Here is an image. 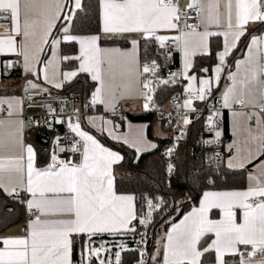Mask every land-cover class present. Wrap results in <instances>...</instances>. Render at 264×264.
Wrapping results in <instances>:
<instances>
[{
    "label": "snow or ice",
    "instance_id": "1",
    "mask_svg": "<svg viewBox=\"0 0 264 264\" xmlns=\"http://www.w3.org/2000/svg\"><path fill=\"white\" fill-rule=\"evenodd\" d=\"M72 3L73 0H0V13L9 14L11 24L10 30H4L7 35L0 33V53H15L16 37H22L21 54L24 56L26 71H31L30 58L38 62L44 45L50 43L49 37L57 22L68 21L69 24L61 25L63 40L78 42L79 55L65 56L63 59L78 60L80 72L92 73V79L101 84L93 94L94 102L103 103L106 78L114 82L117 77L131 79L139 73L134 52L138 41H132V51L123 52L101 48L99 34L72 35L70 23L74 18V10L81 9L82 0H74V8H69L68 5ZM99 3L101 33H140L146 40L158 41L162 48L167 40H172L184 54L186 70L191 67L190 56L206 51L207 38L213 34L207 30L200 32L198 28L201 25L205 29L211 25L223 28L224 50L218 53L219 64L215 69L217 81L223 71L226 56L247 31V25L264 22L262 0H191L187 8L196 10L199 24H187L185 21L187 31L168 37L157 33L162 30H179L181 18L186 13L179 7L178 0H99ZM60 43V39H51L53 48ZM50 64L52 61L43 69L45 80L49 78ZM142 72H155V61L152 66L145 64ZM63 75L68 79L76 76L77 72H66ZM185 76L187 78L186 72ZM191 79L195 80V77ZM229 79L232 83L223 94L224 107L232 104L245 107L252 105L264 113V37L252 38L246 58L237 61L236 72L230 74ZM199 83L195 95L197 99L204 100L206 94H210L211 81L204 79ZM29 84L32 88L36 87L31 82ZM55 86L61 85L57 83ZM142 88L148 90L143 93L146 100L144 107L147 108L148 101L152 99L148 94L152 90L151 81L144 82ZM107 93L109 96L115 95L111 84ZM191 104V99L186 100L184 107H190ZM214 115L208 118L210 124ZM257 118L258 122L264 123V117L259 113ZM184 123L190 121L185 118ZM3 126L4 121L0 120V127ZM69 126L84 141L83 161L80 164L60 160L53 155L48 167L39 169L35 166L36 154L30 145L25 146L22 139L14 137L11 132L7 139L0 135V188L12 194L16 192L17 186L22 187L31 196L27 206L35 215L24 236L0 237V264H72L74 237H86L83 240L82 255L84 264H90L93 256L99 259L100 253L107 251L103 245L92 246L95 236L133 230L129 226L137 219L135 197L118 194L113 185L112 166L122 157L104 148L91 135L82 131L79 123ZM249 135L254 141L260 142L259 151L264 154V137L252 135L251 130ZM216 136L219 137L220 133L216 132ZM72 150L77 151L75 147ZM171 151L169 149L168 154ZM248 162H251V158ZM240 166L243 167V164ZM171 167L169 165V170ZM6 181L12 185L10 188L6 186ZM147 204L149 209L159 208V205H153L151 199L147 200ZM213 209L220 211L219 219L210 218L209 213ZM236 209H243L239 223ZM42 216L68 218L42 220ZM148 217H151V211ZM140 223L144 224L146 220L141 219ZM208 234H213L215 239L201 249L200 241ZM241 245L246 247L245 251H241ZM247 246L251 247L250 251ZM213 250L216 264H226V256L239 257V264H264V259L253 260L257 254L264 257V183L258 182L256 186H249L244 191L204 192L199 207H194L167 233L163 264H201L204 254ZM115 258L116 264H119V252ZM99 264L106 262L99 259Z\"/></svg>",
    "mask_w": 264,
    "mask_h": 264
},
{
    "label": "crops",
    "instance_id": "2",
    "mask_svg": "<svg viewBox=\"0 0 264 264\" xmlns=\"http://www.w3.org/2000/svg\"><path fill=\"white\" fill-rule=\"evenodd\" d=\"M190 2L191 0H178L179 7L182 10L187 8V5ZM262 2H264V0H262ZM68 7L74 8V0L72 4L68 5ZM79 10H74V14ZM223 10H224L223 4H221V11L223 12ZM99 11L101 14L100 3H99ZM22 12H23V9H22ZM257 22L249 23L247 25V31L250 27L254 26ZM63 24L67 25L69 24V22L63 21ZM100 28H101V19H100ZM205 30L213 33L207 38L206 51L197 52L195 55L190 56L189 59L191 61V67L188 68L187 70L185 69L184 54L179 49L180 61H179V68L177 69V71L174 72L175 84L183 88H186L188 90L191 89L192 91L196 92V90L200 87L199 82L201 80L207 79L211 81V91L216 90L215 100L220 110L223 112V114H225L226 125H227L228 134H229V140L226 141L223 145V151L226 154L224 158L225 166L230 170H242V169L247 170L246 175H245L244 186L242 188L228 189V190L212 189V190H206V191H213V192H216V191H244V190H247L249 186H256L258 182L264 183V154H261V152L259 151L260 142L254 141L252 137L249 135V130H251L252 135L264 137V132L262 130L263 123L258 122V118H256L255 121H252V122L249 119L248 110L252 108H258V107H254L252 105H249L247 107L245 106L237 107V104H232L230 107H224L223 106V94L226 91V89L230 86V84L232 83L231 80L229 79V76L230 74L236 72L237 61L243 60L246 58L247 49L251 43L252 38L253 37H264V31H261L257 34H252L249 37V40L245 48L243 49L241 56L235 58L232 64H229L228 58L231 56V53L236 47L230 51L229 55L226 56L225 58V64L222 66L223 71L220 73V79L219 81H217L215 69L217 65L219 64L218 53L224 50V36L222 35L224 29L221 27H217L215 25L208 26L207 29H205L203 25H201L198 28V31L200 32H203ZM181 31H187V30L182 29V28H179V30H162L158 32L157 34L172 37V36L180 35ZM246 32L244 33V35L246 34ZM217 33H220V34H217ZM7 34L8 33H5L4 35H7ZM12 34L14 35V33ZM98 34L101 36L100 47L103 49H119L123 52H128V51L133 50L132 41L133 40L138 41L134 52H135V58L137 61V66L139 68V73L134 75L131 79L117 77V79L114 82H109L106 78L105 92L102 93L103 99L105 101L103 103L99 101L94 102L93 94L95 93L98 87H101V84L99 81L92 79V73L80 72L79 71L80 62L78 60H75V59L64 60L63 59V57L65 56H69V57L78 56L80 46L78 42L64 41L63 40L64 33L62 29L59 31L57 36L52 37L51 35L49 37L50 43L47 45H44L43 51L39 54L38 62L30 58L31 71H26L24 56L21 54L22 37L20 36L16 37L17 51L15 53H12V52L0 53V86L2 85L3 88H8L11 91L9 94L0 95V120L4 121V126L0 127V135H3L7 139L9 132H11L13 133L14 137H19L20 139H22V142L25 146L30 145L36 154L35 166L39 169H45L50 164V159L52 156L51 149H50V136L47 134V132H42V133L47 134L49 137L48 148H45L42 145H39L35 142V136L37 133H39L38 131L37 132L25 131L24 126H23L22 116L29 115L32 113H37V111L24 110L21 104L20 95L22 91L24 90H40L43 92L61 90L64 84L69 83L79 74H86L89 77V79L95 83V87H94V90H93V93H92V96L89 102L92 106V109H95V110H93L90 113H85L84 109H82L79 106V110L84 113L82 123L80 124V128L82 131L87 132L89 135H91L104 148H107L110 151L116 152L120 156L121 154L118 151L105 145L101 140H99L94 134V132L103 135L107 140L111 142L121 144V145H124L130 148L131 150L135 152L137 158L141 154L155 150L157 147L155 141L151 139L148 135L149 124L147 122H131L123 118V115L125 112L138 113L142 110V107L144 106V102H142V100H144L143 88H142V84L144 83V80H143L144 74L142 72L141 64L146 54H144V56L142 55L141 50H140V42L141 40L149 41V42H152L153 44L159 43V42L154 39L146 40L142 38L140 33L105 35L99 32ZM87 35H95V34H86V35H77V36H87ZM243 36H241L240 39ZM52 38L60 39L61 40L60 45L61 44H69V45L74 44L77 48L76 54L61 55L60 45L56 46L55 48H53V46L51 45ZM110 40L125 41L127 42V46L122 47L120 45H109V44L102 42V41L107 42ZM211 40L217 41V42L220 41V48L215 53V61L213 63H209L206 60L200 59L203 57L206 58L210 55V50H211L210 41ZM229 40H231V37H229ZM166 42L172 43L173 45L176 46L175 42L172 40H167ZM3 57L5 58L4 61L2 60ZM16 60H18L19 62L21 76L20 78L10 79L8 76L10 74V70L12 67L11 64ZM49 61H52V64L48 66V77L49 78L48 80H45L43 69L45 65L48 64ZM70 61H75L76 67L72 69L70 68L63 69L62 63L70 62ZM205 69L207 71H205ZM71 71H76L77 75L74 77L65 79L63 73L71 72ZM185 72L187 73V78L185 76ZM191 77H195V80H192ZM13 81H18L19 82L18 85L14 86ZM29 82H31L32 84H35L36 87L32 88ZM57 83H59L61 86L56 87L55 85ZM109 84H111V87L113 88L115 92L114 96H109L107 93V88L109 87ZM9 104L11 105V108H9ZM10 112H11V115H9ZM113 115L115 117H113ZM154 125L155 123L152 125V134L154 137L164 138L167 136L161 127V122H160V129L162 130L164 135L161 132H159V134H156L154 130ZM216 132L220 133V136L218 137L220 139L222 136V130L218 128ZM153 145H155V147H153ZM250 153H251V157H250ZM250 158H251V162L249 163L248 161ZM82 161H83V152L80 154L76 164H80ZM121 161L122 159L118 163L112 166V177H113L114 188H115L116 176L120 173L119 166H120ZM241 164H243V167L240 166ZM250 177H255L256 179H250ZM5 183H6V186L9 188L12 186L11 184H8L7 181ZM16 183L18 184V182ZM0 189L7 196L13 197V195L15 194V192H13L12 194H9V191H6L4 188H0ZM16 192L19 193L20 196L23 197V202L21 205L24 208L25 220H23V222L21 223L8 227L3 233L0 234V237H22L24 236L26 234V230H27V227L30 221L35 219V217L27 218V215H26L27 211L29 210L27 206V201L31 199L30 194L20 186H17ZM203 193L199 197V200L196 205L190 207L188 210L183 212L177 219H173V220L170 219L166 228L161 229V231L159 232L156 238V243H155L153 252L150 256V260L153 262V264H163L164 245L167 242V233H169V231L172 229V227L175 224L180 223V221L184 218V216L188 215V213H190L194 207H199V203H200L201 198L203 197ZM118 194L133 195L135 197L134 204H135V210H136L137 201H136L135 194H132V193H118ZM236 214H237V222L239 223L242 220L243 209H236ZM209 215H210V218L212 219H219L221 216V213L219 210L213 209L212 212L209 213ZM67 218L68 217H61V216H42L41 217L42 220L67 219ZM133 221L131 225L129 226L131 229L133 227ZM130 232L131 231H122L117 234H108V233L98 234L97 236L93 238L94 240L93 244H100V245L110 244L113 241H118V239H121L122 237L127 238L128 237L127 235ZM74 238H73V243L75 242ZM82 238L83 240L86 239V237H82ZM213 239H215L213 234L205 235L201 239L199 247L201 249L206 248ZM0 247H2V245H0ZM240 248H241V251L246 250V247L243 245H241ZM127 249H128V244L125 249H121L120 259H121L122 252ZM247 250L250 251L251 247L247 246ZM215 255L216 254L214 250L205 253L204 256L201 258V264H207V263L216 264ZM153 257L155 259H153ZM261 259H264V257L260 256L259 254H257V256L253 258L254 262L259 261ZM225 260H226V264H239V257H236V256H226ZM73 261L74 259H73V245H72V264H73ZM90 264H99V261L95 257H92Z\"/></svg>",
    "mask_w": 264,
    "mask_h": 264
},
{
    "label": "trees",
    "instance_id": "3",
    "mask_svg": "<svg viewBox=\"0 0 264 264\" xmlns=\"http://www.w3.org/2000/svg\"><path fill=\"white\" fill-rule=\"evenodd\" d=\"M63 21H59L53 31L52 37L58 35L57 29L61 28ZM264 31V22L258 21L254 26L250 27L246 34L239 40L236 48L228 58L229 64H232L235 58L241 56L249 37ZM100 32V11L99 0H83L82 7L74 14L70 25V33L73 35L98 34ZM109 45L127 46V42L122 40L102 41ZM210 55L206 58L209 63L215 61V53L220 48V41H210ZM140 50L142 55L149 54L153 51V43L141 40ZM61 55L76 54L77 48L74 44H61ZM4 57L2 60L4 61ZM198 60V58H197ZM9 74L10 79L20 78L21 70L19 65L11 64ZM76 67L75 61L63 62V69H72ZM95 83L92 82L86 74H79L69 83L64 84L61 90L50 91L47 93L68 94L78 93L80 95L79 106L84 109L85 113H90L92 109L90 98L92 96ZM181 90L177 84L172 86L159 87L154 94L152 106L160 108L166 104L169 97L175 92ZM8 88L0 86V95L9 94ZM213 99H216V90H212ZM216 101V100H215ZM113 117H115L113 115ZM131 122H147L148 135L157 145L156 149L141 154L138 158L130 148L111 142L103 135L95 133L96 137L105 145L118 151L122 156L119 166L120 173L115 179V190L118 193H132L135 195L147 193L150 196H161L165 201V208L159 213L154 214L150 224V247L148 256L150 258L155 247L156 238L161 231L165 229L169 220L177 219L183 212L197 204L199 197L206 190H228L242 188L245 182L247 170H230L225 166L224 158L226 154L223 151V145L229 140V134L226 125L225 114L222 115V123L220 129L222 136L220 144L217 146H204L202 143L203 119L198 118L187 128L186 135L183 140L179 141L174 154V170L170 175L166 174V164L163 152L170 143V139L154 137L152 134V125L158 120L154 114L147 113H129L123 115ZM218 130V129H217ZM219 150L221 158L214 165L211 158H208L213 151ZM19 199L5 195L0 189V234L8 227L21 223L25 220L24 208ZM128 249L123 251L119 264H132L137 260L136 252L132 248V233L127 235ZM73 243V259L79 253H82L83 238H74Z\"/></svg>",
    "mask_w": 264,
    "mask_h": 264
},
{
    "label": "built area",
    "instance_id": "4",
    "mask_svg": "<svg viewBox=\"0 0 264 264\" xmlns=\"http://www.w3.org/2000/svg\"><path fill=\"white\" fill-rule=\"evenodd\" d=\"M186 15L182 16L179 28L184 27L185 21L187 24H199L197 12L195 9L185 8L183 10ZM11 28L10 17L7 13H0V33L5 34L4 30ZM188 30V29H186ZM155 61V72L143 73L144 82L151 81V101H148V107H142L140 112L151 114L154 113L161 122V127L170 139L169 145L163 152L164 161L166 164V174L170 175L174 170V154L179 141L183 140L187 128L191 126L195 120L202 118L203 132L202 143L204 146H217L220 144V139L216 136V131L221 127L223 112L218 107L215 99H213L212 92L206 94L204 100L196 98L195 92L181 87V90L175 92L169 97L166 104L160 108L152 106L155 91L162 86L175 85L174 72L179 68L180 51L177 46L172 43L165 42V47H161L160 43L153 44V51L146 54L141 68L145 64L152 66ZM14 65H19L18 60L13 62ZM166 81V83H165ZM148 90L143 89V93ZM144 95V94H143ZM21 104L24 110L37 111L29 115H23V126L25 131L29 132H47L50 136L51 155L57 156L58 159L70 161L76 164L80 154L84 150V141L73 132L69 126L82 123L84 113L79 110L80 95L78 93L55 94L47 93L40 90H24L21 95ZM145 98V96H144ZM192 100L190 107H184L186 100ZM242 104H237V107H242ZM192 109H195L193 111ZM257 113L264 117V113L260 112L259 108H252L248 110L250 121H255ZM214 115L213 122L209 123V116ZM187 118L190 123L185 124L184 119ZM264 132V123H263ZM210 141V143H209ZM77 151H73V148ZM63 149V150H62ZM171 149V154H168ZM52 156L50 163L52 162ZM219 150L213 151L208 158H211L212 164H216L221 158ZM171 165V170H169ZM15 192L14 199H19L23 202V197ZM151 199L153 205H159V208L149 209L147 200ZM137 219L133 221L131 230L132 239L131 246L136 252L137 260L132 264H153L148 256L147 244H150V224L153 216L161 212L165 208V201L161 196H150L147 193L136 195ZM151 211V217L148 213ZM27 218H33L35 215L32 211H27ZM145 219L146 223L141 224L140 220ZM73 264H84V257L79 253ZM210 264V263H207Z\"/></svg>",
    "mask_w": 264,
    "mask_h": 264
},
{
    "label": "rangeland",
    "instance_id": "5",
    "mask_svg": "<svg viewBox=\"0 0 264 264\" xmlns=\"http://www.w3.org/2000/svg\"><path fill=\"white\" fill-rule=\"evenodd\" d=\"M18 83H19L18 81H13L14 86H17ZM142 102H144V104H145V102H146L145 98H144V100H142ZM154 130H155L156 134H159V132H161L163 134L162 130L160 129V120L159 119L155 122ZM102 245L104 246L105 249H107V251H102L100 253L101 258L99 257V259L105 260L106 264H116L115 254L117 252L120 253L121 249L126 248L127 238L122 237L121 239H118V241H113L110 244H102ZM92 246L93 247H100L101 245L100 244H93ZM93 257H95V256H93ZM99 259H97V260L99 261Z\"/></svg>",
    "mask_w": 264,
    "mask_h": 264
},
{
    "label": "water",
    "instance_id": "6",
    "mask_svg": "<svg viewBox=\"0 0 264 264\" xmlns=\"http://www.w3.org/2000/svg\"><path fill=\"white\" fill-rule=\"evenodd\" d=\"M49 137L47 134L39 132L35 136V142L39 145H42L45 148H48ZM150 244H147V249L149 250Z\"/></svg>",
    "mask_w": 264,
    "mask_h": 264
}]
</instances>
